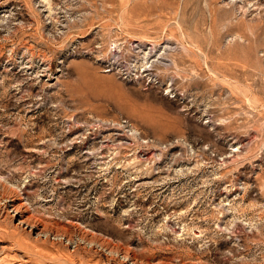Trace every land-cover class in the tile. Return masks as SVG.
Here are the masks:
<instances>
[{
    "label": "rangeland",
    "instance_id": "rangeland-1",
    "mask_svg": "<svg viewBox=\"0 0 264 264\" xmlns=\"http://www.w3.org/2000/svg\"><path fill=\"white\" fill-rule=\"evenodd\" d=\"M12 195L32 264H264V0H0Z\"/></svg>",
    "mask_w": 264,
    "mask_h": 264
},
{
    "label": "bare ground",
    "instance_id": "bare-ground-1",
    "mask_svg": "<svg viewBox=\"0 0 264 264\" xmlns=\"http://www.w3.org/2000/svg\"><path fill=\"white\" fill-rule=\"evenodd\" d=\"M0 216H3L4 221L12 220L15 223L18 222V225H15L17 229H15L12 234L6 233L11 239H8L7 245L2 248L5 252L4 257L0 259L2 264H32V260L26 255V252L41 254V247L47 244L52 236L54 240H59L60 242L65 240L64 236L48 229L42 221L28 215V210L22 198H19L17 195L4 198L0 197ZM20 228L23 229L24 234L20 232ZM24 236H27L29 239L31 238L35 244L30 246L28 241H25ZM17 249H19L21 253L24 252V255H14L13 252L15 250L17 251ZM124 261L129 264H138V262L129 255L124 257Z\"/></svg>",
    "mask_w": 264,
    "mask_h": 264
}]
</instances>
